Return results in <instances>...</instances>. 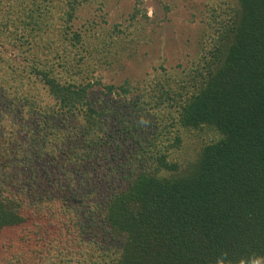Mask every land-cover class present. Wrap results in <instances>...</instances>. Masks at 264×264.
I'll list each match as a JSON object with an SVG mask.
<instances>
[{"label":"trees","instance_id":"16d2710c","mask_svg":"<svg viewBox=\"0 0 264 264\" xmlns=\"http://www.w3.org/2000/svg\"><path fill=\"white\" fill-rule=\"evenodd\" d=\"M103 1L0 0V264H264V0L135 88L91 78Z\"/></svg>","mask_w":264,"mask_h":264},{"label":"rangeland","instance_id":"374dc122","mask_svg":"<svg viewBox=\"0 0 264 264\" xmlns=\"http://www.w3.org/2000/svg\"><path fill=\"white\" fill-rule=\"evenodd\" d=\"M221 2L104 0L102 4L92 2L79 6L74 28L93 27L98 33L94 42L99 44L105 35L117 40L110 52L107 43H102L92 80L135 88L155 68L180 72L198 56L212 33L210 9Z\"/></svg>","mask_w":264,"mask_h":264}]
</instances>
